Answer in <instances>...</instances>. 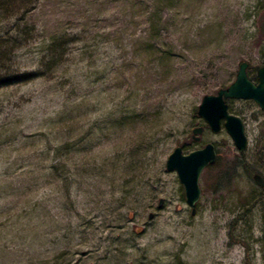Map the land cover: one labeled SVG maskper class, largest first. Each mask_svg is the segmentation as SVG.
<instances>
[{
	"label": "rangeland",
	"instance_id": "1",
	"mask_svg": "<svg viewBox=\"0 0 264 264\" xmlns=\"http://www.w3.org/2000/svg\"><path fill=\"white\" fill-rule=\"evenodd\" d=\"M18 3L0 13V39L32 27L12 63L40 76L0 87V264H264L251 205L264 111L226 98L244 151L197 114L240 62L257 82L264 0H34L25 16ZM52 34L62 54L48 65ZM208 142L218 156L193 215L165 162Z\"/></svg>",
	"mask_w": 264,
	"mask_h": 264
},
{
	"label": "water",
	"instance_id": "2",
	"mask_svg": "<svg viewBox=\"0 0 264 264\" xmlns=\"http://www.w3.org/2000/svg\"><path fill=\"white\" fill-rule=\"evenodd\" d=\"M247 62H240L234 81L224 89L218 90L217 94L204 95L198 106L197 114L207 122L212 132H218L222 121L224 127L230 134L237 150L244 151L248 143L244 132L243 122L236 115L227 110L226 98L253 100L259 108L264 111V65L257 70V82H253L247 75ZM203 127L192 129L193 139H200L196 134H201ZM217 154L214 144L205 143L204 147L193 149L189 153H183L182 147H175L167 157L165 169L169 172L175 171L180 181L183 191H185V201L191 208V213L195 214L197 200L200 197L199 175L208 165L216 163ZM255 184L261 189L264 187V177L253 172ZM162 199L159 200L161 206ZM153 215L150 214V217Z\"/></svg>",
	"mask_w": 264,
	"mask_h": 264
},
{
	"label": "trees",
	"instance_id": "3",
	"mask_svg": "<svg viewBox=\"0 0 264 264\" xmlns=\"http://www.w3.org/2000/svg\"><path fill=\"white\" fill-rule=\"evenodd\" d=\"M10 1L11 0H8L6 4H4V2L0 0V4H1L0 13L2 12L11 13L13 11L12 5L9 4ZM18 1L19 3L17 4V6L18 8L22 10L23 12L22 15L25 16V14L29 11L28 1H30L29 7H32L31 2H33L34 0H18ZM28 26L29 25L25 23V27L22 30H20V32L16 34L15 36L12 34L7 39H4V38L0 39V87H9V85H15V84L18 85L21 83H26L27 81L32 79V77L40 76L39 72H34L33 70L26 71V70L18 69L15 67L14 63H12L15 59L14 57L16 56L15 50H17L18 48L17 45H19L20 42H25L29 44L32 41L31 38L35 36L34 29ZM262 29L264 33V28ZM48 39H49L48 42L46 39L42 40V45L41 47H39V51L41 52L42 49H44L46 52H50L52 54L49 62L46 61L48 65L57 64L59 61L57 60L56 54H62L60 51V48H61L60 38L56 34H52ZM53 53H56V54H53ZM43 58H46V55L43 56ZM47 64L45 63V65ZM254 172L258 173L259 170L255 169ZM218 178L220 179V181L221 179H224V181H226V179H228L229 177L228 178L218 177ZM263 193H264V187L260 189V192L257 195L252 194L251 205H260L262 208L261 209L262 210L261 221H263L262 232H263V248H264V195ZM243 244L245 243L243 242ZM245 246L247 249H249V246L247 244H245Z\"/></svg>",
	"mask_w": 264,
	"mask_h": 264
},
{
	"label": "flooded vegetation",
	"instance_id": "4",
	"mask_svg": "<svg viewBox=\"0 0 264 264\" xmlns=\"http://www.w3.org/2000/svg\"><path fill=\"white\" fill-rule=\"evenodd\" d=\"M254 82V81H253Z\"/></svg>",
	"mask_w": 264,
	"mask_h": 264
}]
</instances>
